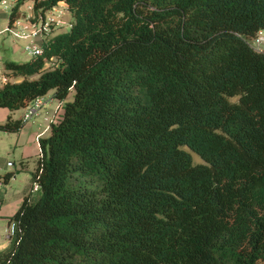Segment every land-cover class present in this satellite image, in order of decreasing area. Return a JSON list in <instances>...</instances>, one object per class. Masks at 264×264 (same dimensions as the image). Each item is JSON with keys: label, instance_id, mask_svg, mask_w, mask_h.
<instances>
[{"label": "trees", "instance_id": "obj_1", "mask_svg": "<svg viewBox=\"0 0 264 264\" xmlns=\"http://www.w3.org/2000/svg\"><path fill=\"white\" fill-rule=\"evenodd\" d=\"M63 1L69 29L3 61L21 79L0 107L73 97L38 139L0 264H264V0Z\"/></svg>", "mask_w": 264, "mask_h": 264}, {"label": "rangeland", "instance_id": "obj_2", "mask_svg": "<svg viewBox=\"0 0 264 264\" xmlns=\"http://www.w3.org/2000/svg\"><path fill=\"white\" fill-rule=\"evenodd\" d=\"M14 4H9L5 9L10 12ZM25 9V8H24ZM71 13L65 14V20L69 22L73 17ZM8 22V21H7ZM69 25L60 27L57 31H64L69 29ZM0 34V52H3L7 58L16 60H27L32 55L25 49V41L22 39H15L7 35ZM264 35V31H263ZM251 44L258 49L264 50V40L259 44L256 39L251 40ZM1 62V61H0ZM2 82L0 81V84ZM51 91L44 94L46 103L42 105L37 112H35L21 127L20 132L5 131L0 129V187L3 191V200L0 203V250L3 249L2 244L6 243L9 238L7 234L9 231V223L6 214L15 210L23 196L31 189V172L34 170L36 160L39 155L38 139L48 134V126L52 119L59 116L63 110L62 105L66 100L73 97V91H70L63 100L56 97H51ZM233 97L232 99H235ZM27 106H22L12 111L14 118H23ZM1 118L3 116L0 113ZM187 150L194 163L202 162V158L187 146H183ZM10 160L12 165H7ZM7 170L14 171L10 174L7 180H3V174ZM18 171V172H16Z\"/></svg>", "mask_w": 264, "mask_h": 264}, {"label": "built area", "instance_id": "obj_3", "mask_svg": "<svg viewBox=\"0 0 264 264\" xmlns=\"http://www.w3.org/2000/svg\"><path fill=\"white\" fill-rule=\"evenodd\" d=\"M16 0H0V4L7 6L9 4H15ZM33 8V5H32ZM67 6L58 4L45 10L43 13H34L33 16L17 15L0 29V34L10 36L15 39H22L25 41V49L32 56L42 53L43 41L48 38L54 29L69 25V21L65 20ZM256 43L259 44L264 40L262 31H258L256 36ZM253 38V39H254ZM6 75L0 73V81L6 80ZM47 99H44V95H38L27 106L26 112L23 114V119L28 120L37 110L46 103ZM7 165H12L10 160L7 161ZM9 233L13 231V223L9 224Z\"/></svg>", "mask_w": 264, "mask_h": 264}, {"label": "crops", "instance_id": "obj_4", "mask_svg": "<svg viewBox=\"0 0 264 264\" xmlns=\"http://www.w3.org/2000/svg\"><path fill=\"white\" fill-rule=\"evenodd\" d=\"M59 6H61V4L62 5H66V3H65V1H63V0H60V1H58V3H57ZM32 5H33V0H25L24 1V3L23 4H21L20 6H19V8H18V15H27V16H33V14H34V11H33V8H32ZM67 6V5H66ZM25 8V9H24ZM5 9H8L6 6H3V5H1L0 4V29L7 23V21H8V14H9V12L7 13L6 12V10ZM66 12L67 13H70V11L67 9L66 10ZM71 15V14H70ZM72 17V16H71ZM73 21V18L71 19V21L69 22L70 24H71V22ZM60 28V27H59ZM59 28H57V29H54V31L52 32V34L51 35H53V34H55V33H57V32H59V31H57ZM260 31H264V29H260ZM3 36V35H2ZM5 54L3 53V52H0V73H2V74H5L6 75V77H8L9 76V79H11V80H20L21 79V77H14V76H11V75H7L6 74V69L4 68V65H3V61L5 60V59H11L10 57H6V56H4ZM30 58V57H29ZM29 58H27V59H29ZM11 60H16V59H11ZM16 61H19V60H16ZM0 86H1V84H0ZM49 91H51V93H52V90H49ZM52 96L50 95V101L52 100V98H51ZM15 110V109H14ZM14 110H9V109H7V108H5V107H0V113H1V115L3 116V118H1V116H0V122H3L4 120H5V118L7 117V115L8 114H10L11 115V117L12 118H14L13 116H12V111H14ZM20 118V117H19ZM48 134H49V131H50V127L48 126ZM20 132V131H19ZM18 132V133H19ZM47 134V135H48ZM46 136V135H45ZM8 171V170H7ZM16 172H18V171H16ZM4 196V195H3ZM2 200H3V197H2ZM1 200V201H2ZM1 203V202H0ZM14 211V210H13ZM12 211V212H13ZM11 212V213H12ZM11 213H9V214H11ZM9 214H6V217L9 215ZM8 221V220H7ZM9 234V233H8ZM8 234H7V237H8ZM10 239V238H9ZM9 244V240L6 242V243H4V244H2V247H6L7 245ZM3 248V249H4Z\"/></svg>", "mask_w": 264, "mask_h": 264}, {"label": "water", "instance_id": "obj_5", "mask_svg": "<svg viewBox=\"0 0 264 264\" xmlns=\"http://www.w3.org/2000/svg\"><path fill=\"white\" fill-rule=\"evenodd\" d=\"M8 238H10V234H8Z\"/></svg>", "mask_w": 264, "mask_h": 264}, {"label": "clouds", "instance_id": "obj_6", "mask_svg": "<svg viewBox=\"0 0 264 264\" xmlns=\"http://www.w3.org/2000/svg\"><path fill=\"white\" fill-rule=\"evenodd\" d=\"M10 234V233H9Z\"/></svg>", "mask_w": 264, "mask_h": 264}]
</instances>
